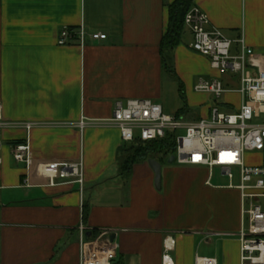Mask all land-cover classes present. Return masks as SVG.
Returning <instances> with one entry per match:
<instances>
[{
	"label": "crops",
	"instance_id": "obj_1",
	"mask_svg": "<svg viewBox=\"0 0 264 264\" xmlns=\"http://www.w3.org/2000/svg\"><path fill=\"white\" fill-rule=\"evenodd\" d=\"M173 1L0 0L2 117L42 126L30 132L34 166L29 187L22 185L24 167L10 153L25 133L8 130L3 136L0 264H78L80 223L89 237L100 230L113 232L118 245L113 264H161L167 236L175 243V264H194L196 257L239 264L237 190L212 185L213 172L206 168L180 170L159 162L156 190L148 160L137 161L123 176L119 131L91 123L109 119L116 100L157 103L161 98L167 73L159 45ZM193 5L229 39L243 36L264 69V0H194ZM64 26L107 37L59 47L56 40ZM190 43L191 36L182 35L171 62L187 111L201 107L197 117L183 115L185 122L194 123L209 117L212 101L196 93L194 85L213 71ZM227 103L223 109L231 107ZM81 120L88 124L83 130ZM80 159L82 194L77 185L46 186L35 171L40 163Z\"/></svg>",
	"mask_w": 264,
	"mask_h": 264
},
{
	"label": "built area",
	"instance_id": "obj_2",
	"mask_svg": "<svg viewBox=\"0 0 264 264\" xmlns=\"http://www.w3.org/2000/svg\"><path fill=\"white\" fill-rule=\"evenodd\" d=\"M184 29L191 36L189 48L206 58L210 69L219 74L228 73L229 79L206 80L200 78L194 85L196 93L209 94L219 100L226 94L240 96V104L233 112H223L218 107L210 109L208 118L187 123L177 116L163 112L162 107L148 99L116 100L111 117L93 126L115 128L123 144L136 140L146 143L173 135L175 153L173 162L178 166L206 168L210 175L218 169L227 178L230 189L240 195V229L236 234L239 243V264H264V69L258 64L253 50L245 44L243 36L231 40L219 29L212 27L207 15L193 5L184 17ZM92 41L106 39L99 32L88 33L83 27L60 28L56 40L59 47L78 42L83 46L85 38ZM221 79H223L221 77ZM238 88L234 89L233 85ZM226 105H230L227 103ZM88 124L81 120L78 127L83 130ZM42 127L32 122H9L2 117L0 102V165L4 133L22 130V142L10 146L16 164L24 167V187H29V174L34 162L30 146V132ZM180 131L184 134L180 135ZM253 154L257 161L246 165L245 157ZM36 174L46 181V186L59 183L77 185L84 191V167L82 159L77 162L40 163ZM236 180V184L233 182ZM78 264H113L118 245L112 239L113 232L100 230L88 237L83 223L78 226ZM174 240L167 236L161 264H175L171 253ZM194 264H217L213 258L196 257Z\"/></svg>",
	"mask_w": 264,
	"mask_h": 264
},
{
	"label": "trees",
	"instance_id": "obj_3",
	"mask_svg": "<svg viewBox=\"0 0 264 264\" xmlns=\"http://www.w3.org/2000/svg\"><path fill=\"white\" fill-rule=\"evenodd\" d=\"M193 2L194 0H174L168 6V25L159 45L163 69L171 78L177 81L178 93L184 103V107L177 112V117L184 111H187V106L185 105L183 97V85L172 68L171 53L181 41L184 30V17L193 6ZM174 153L175 143L172 134H168L163 139L151 142L143 143L136 140L131 144H124L118 158L121 175L127 177L132 166L137 161H147L151 159L162 164L168 162Z\"/></svg>",
	"mask_w": 264,
	"mask_h": 264
},
{
	"label": "rangeland",
	"instance_id": "obj_4",
	"mask_svg": "<svg viewBox=\"0 0 264 264\" xmlns=\"http://www.w3.org/2000/svg\"><path fill=\"white\" fill-rule=\"evenodd\" d=\"M182 35H183L184 39L190 38L188 32L185 29L183 30ZM208 66H209V62H208ZM209 68H210V66H209ZM212 76H213V78H212ZM221 77L223 79H221ZM165 78H166L165 80H167L166 85H164L161 98L157 101V103L161 105L162 110L165 114L170 115V116H176L179 109L184 107V103H183V100L181 99V97L179 96V93H178L177 81H175L173 78H171L168 74H167V76H165ZM205 79L206 80L220 79V80L226 81L227 79H229V75H228V73L221 75L217 71H213L212 75L205 77ZM233 88L236 89L238 87H237V85L234 84ZM183 93H184V91H183ZM201 94H203V93H201ZM203 95H206L208 97L211 96V95L205 94V93ZM183 97H184V101H185V95L184 94H183ZM213 98L214 97H212V101L210 103L211 108L212 107H218L223 112H233L235 109H237L239 107V104H240V96L237 94H233V93L223 95L219 100H216ZM224 102H228L232 108L228 107L226 109H223L221 104ZM200 109H201V107L193 108V109H191L190 112L184 111L179 117L183 120L184 119L183 115L186 113L190 114L188 116L189 118L197 117ZM258 122L263 123L264 118H261ZM179 133H180V135L184 134L183 131H180ZM256 161H257V158L253 154H247L245 157L246 165L253 164ZM163 165L164 166H166V165L167 166L168 165L173 166V167L178 168L180 170L190 168L189 166H178L175 163L168 164V162L163 163ZM210 182L212 185H225V186L229 185V181L227 180V178L222 177L220 175V172L218 169H215L213 171V177L210 179ZM236 183L237 182L235 180L233 182V184H236Z\"/></svg>",
	"mask_w": 264,
	"mask_h": 264
},
{
	"label": "water",
	"instance_id": "obj_5",
	"mask_svg": "<svg viewBox=\"0 0 264 264\" xmlns=\"http://www.w3.org/2000/svg\"><path fill=\"white\" fill-rule=\"evenodd\" d=\"M173 160H174V157L172 156L169 159L168 164L173 163ZM148 165H149V167L151 168V170L154 173V186H155V189L156 190H160V184H161V165L157 161H154V160H151V159L148 160Z\"/></svg>",
	"mask_w": 264,
	"mask_h": 264
}]
</instances>
